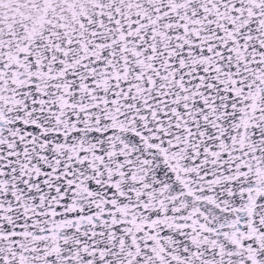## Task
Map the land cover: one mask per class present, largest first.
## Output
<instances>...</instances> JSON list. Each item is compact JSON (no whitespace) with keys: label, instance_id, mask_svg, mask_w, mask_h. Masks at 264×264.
I'll use <instances>...</instances> for the list:
<instances>
[{"label":"snow or ice","instance_id":"1","mask_svg":"<svg viewBox=\"0 0 264 264\" xmlns=\"http://www.w3.org/2000/svg\"><path fill=\"white\" fill-rule=\"evenodd\" d=\"M0 264H264V0H0Z\"/></svg>","mask_w":264,"mask_h":264}]
</instances>
